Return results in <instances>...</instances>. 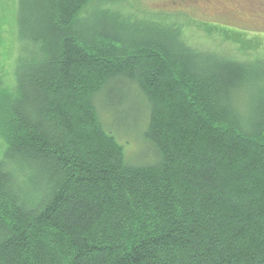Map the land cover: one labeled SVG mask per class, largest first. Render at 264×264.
Returning a JSON list of instances; mask_svg holds the SVG:
<instances>
[{
    "label": "trees",
    "instance_id": "1",
    "mask_svg": "<svg viewBox=\"0 0 264 264\" xmlns=\"http://www.w3.org/2000/svg\"><path fill=\"white\" fill-rule=\"evenodd\" d=\"M124 1L17 0L0 264H264V40L204 24L210 52L110 10L82 25Z\"/></svg>",
    "mask_w": 264,
    "mask_h": 264
},
{
    "label": "rangeland",
    "instance_id": "2",
    "mask_svg": "<svg viewBox=\"0 0 264 264\" xmlns=\"http://www.w3.org/2000/svg\"><path fill=\"white\" fill-rule=\"evenodd\" d=\"M106 10H110L111 13L107 14L106 18L109 17L112 20L114 15L117 17L121 16L122 21L134 16L138 19H146L148 22L152 21L151 23L161 24L162 26H174L179 23L190 25V27L185 26L184 29L185 34L189 31H191L189 33L193 34L192 37L194 38L190 41L191 46L210 52L212 51L208 43L212 44V40L209 42L205 38L206 35L204 30H202L204 24L219 26L225 32L232 31L247 35L248 39L264 40V0H125L116 6H99L96 9L99 13L92 10L88 14H82L81 17L84 19L82 25L86 23L87 27H92V24L98 21L99 16L100 18L104 17L102 12ZM16 15L17 0H0V20L4 22L2 31L4 42L0 45V84L2 86L12 87L14 83L13 64L17 56V44L13 27L16 25ZM164 19L165 21H162ZM121 20L118 21L120 24ZM213 41L215 40L213 39ZM233 47L234 51L226 50L225 52L236 53L237 47ZM125 93L133 95L130 91ZM119 95L120 92L115 91L109 95V99L114 101ZM132 104V113L135 114L142 109L139 101L134 100ZM126 108L127 106L123 109ZM104 118V124L107 127L110 126L106 122L109 119L106 116ZM122 118L114 119L115 124L121 126ZM142 122L144 124L145 119ZM123 134L117 133L118 139L124 144L126 142L128 159L134 161L140 141L136 140L135 136L137 135L130 129H126ZM3 150V143L0 139V157Z\"/></svg>",
    "mask_w": 264,
    "mask_h": 264
}]
</instances>
